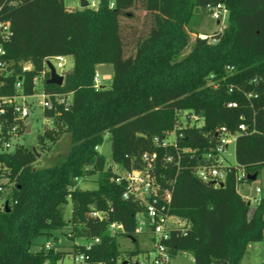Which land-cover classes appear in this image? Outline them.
Listing matches in <instances>:
<instances>
[{"label": "trees", "instance_id": "trees-1", "mask_svg": "<svg viewBox=\"0 0 264 264\" xmlns=\"http://www.w3.org/2000/svg\"><path fill=\"white\" fill-rule=\"evenodd\" d=\"M43 2L65 25L56 35L46 23L38 27L46 45L29 35L19 40L13 15L22 0H0V21L10 22L12 33L0 31V98L32 96L39 78L40 89L66 99L67 107L56 105L43 115L70 136V147L58 164L40 169L33 166V148L21 145L0 155V186L6 188L1 181L7 179L12 189L9 209L0 205V264L63 263L95 238L100 242L88 252L89 264L138 263L139 252L119 250L116 235L136 242L144 207L123 198L124 184L115 182L98 151L106 136L111 164L127 171L143 170L142 155L157 154L151 174L159 197L168 195L170 215L189 225L187 236L172 233L170 259L189 253L194 264H240L248 245L264 237V196L252 208L236 189L239 171L259 176L264 166V0H99L96 8L71 11L64 0ZM219 3L230 13L226 27L192 39L196 8ZM137 8L146 13L145 29L126 40L122 21L134 18ZM59 56L72 58L73 66L62 86L48 85L45 63ZM23 63L32 71L23 72ZM105 64L113 68L111 84L97 89L96 69ZM232 102L236 107H228ZM193 115L202 124L191 123ZM20 125L24 134L28 125ZM222 128L236 136V166L222 165L227 175L216 187L202 181L197 169L221 164ZM173 132L182 138L163 146ZM57 136V129L47 131L39 144ZM87 176H97L96 190L72 189L74 179ZM69 200L72 216L66 221ZM114 223L123 229L112 230ZM66 228L72 240L82 241L69 253L55 246L31 252L39 236Z\"/></svg>", "mask_w": 264, "mask_h": 264}, {"label": "rangeland", "instance_id": "rangeland-1", "mask_svg": "<svg viewBox=\"0 0 264 264\" xmlns=\"http://www.w3.org/2000/svg\"><path fill=\"white\" fill-rule=\"evenodd\" d=\"M23 6L18 7L13 15L15 24L17 25L19 32V40H23L24 35H29L33 39L42 44L44 43V35L38 31V27L46 23L50 32L57 34L61 32V29L65 27L64 21L59 20L55 13H53L50 8L44 4V0H22ZM81 0H64L65 7L71 11L69 8H78L80 6ZM88 5L92 8H96L99 5V0H85ZM134 18H125L122 21L123 36L125 39H129L133 34L139 36L144 29L146 23V13L140 9H136L134 12ZM230 18V13L227 11L223 15V20L218 23L214 20L207 12L206 8L198 7L195 11V16L190 22V29L192 32L191 38L196 37L203 38L204 36H212L215 32L222 31ZM67 26V25H66ZM54 67H56V72L63 75L71 69L73 66V60L70 57H65V67L60 70L58 64L54 59L49 60ZM108 67V71L97 70V74L100 76L101 87H107L111 84L113 76V68L109 64H105ZM105 74V76H104ZM107 74V75H106ZM27 104L32 106L30 117L25 120L28 126H30V133H27L28 126L24 134H20L16 139L15 143L26 146L28 148H37V153L40 155L37 157V161L33 164L35 169L50 167L58 164L62 159L67 156L70 147V136L67 133H60L62 130L60 125L55 128L46 121L42 109L38 105L39 98H28ZM183 124L185 120L181 119ZM202 124V121H199ZM58 131V136L55 141H47L42 147L39 144V136L47 131L52 130ZM173 136L171 137V140ZM99 153L103 155L108 164H111V144L108 137L104 138V143L98 148ZM223 165L227 167H235V144L231 142L227 151L222 154ZM261 173L255 181H244L237 185V192L239 195L251 204L254 208L257 203L255 201H260L264 196V166L260 170ZM242 171H239L241 174ZM6 185L5 192L2 195V202H6L11 194V187L7 186L8 180L3 179L1 181ZM78 187L81 190H96L98 188L97 176H87L79 180ZM256 189L262 190L261 194H258ZM2 202H0L2 204ZM0 204V205H1ZM72 216V202L68 201L65 207L64 217L68 221ZM140 218V215L138 216ZM264 218V217H263ZM70 229L54 231L51 236H39L33 241L31 245V252H38L45 249L47 244L57 247L60 251L69 253L74 242L80 239L72 240L69 237ZM116 240L119 250L122 252L138 251L139 255L134 259L139 264H154V259L157 256V244L153 239V235L149 232H143L135 237L136 242L125 236L116 235ZM59 264H72L70 260V255L68 254L63 263ZM168 264H194L193 258L189 253H179L176 257L170 259ZM240 264H264V237L260 242H254L248 245L246 253L243 256Z\"/></svg>", "mask_w": 264, "mask_h": 264}, {"label": "built area", "instance_id": "built-area-1", "mask_svg": "<svg viewBox=\"0 0 264 264\" xmlns=\"http://www.w3.org/2000/svg\"><path fill=\"white\" fill-rule=\"evenodd\" d=\"M110 7H114V3H110ZM206 10L208 14L218 23L223 20V15L227 12V8L223 3L217 5H207ZM0 31L6 35H11V24L10 22L0 21ZM203 38H206L204 36ZM0 55H5V51L0 47ZM58 68L62 70L65 67V57H54ZM50 60V59H49ZM48 60V61H49ZM0 66H3L0 64ZM23 72L32 71V65L30 63L21 64ZM45 66L49 71L46 63ZM56 69V67H55ZM229 69V68H228ZM95 88H101V81L99 74L94 77ZM20 88V84H17ZM34 94L32 96H15L10 98H0V155L13 151L17 146H21L15 143V139L22 134V127L20 123L30 117L32 106L27 104L28 98H39L38 105L42 109V112L46 110H56V105H63L67 107L66 99L63 95H49L42 89H40V79H34ZM233 91V88L230 89ZM247 97H250L248 95ZM54 99V101L52 100ZM228 107H236V103L232 102L228 104ZM10 114L12 119L9 120ZM48 123L53 124L51 119H46ZM191 123L199 122V118L193 115L190 118ZM29 127V126H28ZM239 129L244 131L246 127L240 125ZM24 131V130H23ZM220 144L217 147V152L221 154L219 156V162L221 163L218 167H199L197 169L198 177L207 183H212L214 186L219 187L225 180L227 175V169L223 165V156L231 142L236 141V136L229 134L225 128L220 130ZM173 139L171 140V137ZM177 137L182 138V134L177 135L176 132L168 133L167 139L162 143L163 146L167 144H173ZM142 161L144 163L143 170L140 171H127L124 168L115 165L108 164L107 167L115 175V182L118 184H124L125 190L123 198H133L140 202L144 207V211L138 219V225L136 228V234L143 232H149L153 235V239L157 244V256L154 259V264H168L170 261L169 254L167 252V243L170 241L173 232L187 236L189 225L185 220L177 218L169 213V196L161 199L159 197L158 187L155 185V180L151 174L156 166L158 156L156 153L142 155ZM166 161L169 163L172 158H167ZM246 173L242 172L238 175L237 182L241 183L242 180H246ZM80 179H74L75 186L72 189L78 187ZM258 194L262 193V190L256 189ZM5 188L0 186V194H4ZM7 202V201H6ZM259 203L258 201H255ZM5 202H2L1 206L5 207ZM93 217H98L97 213L91 214ZM112 230H122V226L119 224H112ZM100 240L95 238L85 244V251L78 254L70 255L72 264H89L90 256L88 252L92 251L93 246L98 244ZM52 245L47 244L45 250L49 251Z\"/></svg>", "mask_w": 264, "mask_h": 264}, {"label": "water", "instance_id": "water-1", "mask_svg": "<svg viewBox=\"0 0 264 264\" xmlns=\"http://www.w3.org/2000/svg\"><path fill=\"white\" fill-rule=\"evenodd\" d=\"M89 5L88 3L83 0L82 3H81V8L84 9V8H87ZM48 69H49V72H50V78L49 80L47 81V84L48 85H56V86H62L63 85V82H64V76L63 75H60L56 72V69L55 67L52 65V63L50 61H47L46 63ZM27 133H30V126L28 127V130H27ZM33 151L36 152V149L33 148ZM40 155H38L39 157ZM258 177V173L256 174H247L246 175V180L247 181H255ZM248 205H250V203H248ZM5 209L8 210L9 209V205L8 203L5 204ZM126 264V263H124ZM138 264V263H136Z\"/></svg>", "mask_w": 264, "mask_h": 264}, {"label": "crops", "instance_id": "crops-1", "mask_svg": "<svg viewBox=\"0 0 264 264\" xmlns=\"http://www.w3.org/2000/svg\"><path fill=\"white\" fill-rule=\"evenodd\" d=\"M82 1L83 0H81L80 1V6L78 7V8H73V7H71V8H69L70 10H72V9H82L81 8V3H82ZM106 65H99V66H97V69H96V74H97V70L99 71V70H105V71H108L109 69H108V67H105ZM107 75V74H106ZM104 76H105V74H104ZM99 151V150H98ZM82 241L81 240H79V241H77V242H75V243H77V244H80Z\"/></svg>", "mask_w": 264, "mask_h": 264}]
</instances>
